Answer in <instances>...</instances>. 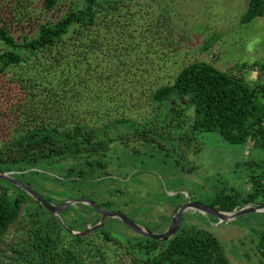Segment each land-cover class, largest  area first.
Listing matches in <instances>:
<instances>
[{
    "label": "trees",
    "instance_id": "1",
    "mask_svg": "<svg viewBox=\"0 0 264 264\" xmlns=\"http://www.w3.org/2000/svg\"><path fill=\"white\" fill-rule=\"evenodd\" d=\"M30 1L0 0V171L12 172L29 187L42 178L74 191L85 184H100L105 178L101 173L108 174L110 144L130 138L149 145L158 138L190 143L196 132H217L230 144L264 151V81L249 82L244 76L248 69L261 73L264 63L236 62L223 71L209 62H188L171 82L147 89L154 111L165 110V114L150 117L149 108L148 116L137 120L113 117L120 91L105 85L97 57L113 53L115 57L117 52L128 56L139 43L147 48L146 55H160L158 47H170L161 36L164 22L151 14L157 0H41L39 8ZM143 4L150 7V17ZM257 16H264V0H247L241 23ZM111 72L110 63L106 81ZM189 109L193 112L190 128L179 139L174 129L183 125ZM161 115L170 118L158 125ZM119 128L128 131L109 135ZM246 165L249 189L241 192L223 183L210 207L230 212L264 202V162ZM41 167L61 174L40 172ZM44 198L53 202L48 195ZM29 201L36 207L26 216L31 224L27 264H104L106 259V264H112L119 254V264L125 260L129 264H230L222 243L208 229L186 224L184 213L177 232L165 241L138 235L123 243L104 228L71 235L21 188L1 179L0 240ZM109 203L97 205L108 208ZM69 208L59 215L72 230H84L99 220L91 215V207L79 219L69 213L67 220ZM96 234L112 243L111 250L92 241ZM255 248L259 263L264 264V231L257 235ZM108 254L115 256L109 259Z\"/></svg>",
    "mask_w": 264,
    "mask_h": 264
},
{
    "label": "rangeland",
    "instance_id": "2",
    "mask_svg": "<svg viewBox=\"0 0 264 264\" xmlns=\"http://www.w3.org/2000/svg\"><path fill=\"white\" fill-rule=\"evenodd\" d=\"M30 2L37 8L41 4V0ZM146 4L143 7L148 10L146 16L150 17V7ZM153 7L152 16L160 18L165 24L161 36L167 38L171 51L178 50L169 53L168 48L158 47L156 50L160 55H146L144 52L147 48L139 43L128 56L117 52L118 56L115 57H112L114 53L97 57L98 68H104L100 74L106 83L102 84L120 91L115 97L117 110L110 114L113 117L137 120L146 116L149 108L150 117L155 113L163 114L165 110L155 112L153 102H148L147 89L171 82L178 70L188 62H209L223 71L236 62L264 63V16L241 23L247 0H157ZM208 42L211 45L204 50L203 46ZM158 56H162L161 61H157ZM110 63L112 72L107 76L111 77L106 81L105 74ZM159 65L161 71H158ZM135 66L144 71L136 70ZM244 76L249 82L258 79L264 81V71L258 74V71L248 69ZM106 105L112 109V105ZM191 110L186 112L183 125L181 123L174 129L179 139L180 134L190 128L193 117ZM161 116L158 117L162 120L158 125L170 118L168 115ZM177 121H181V118ZM126 131L128 129L119 128L109 135L113 137ZM186 141L173 142L169 138L163 141L158 138L149 145L130 138L121 143L112 142L106 155L108 166L105 171L108 174L101 173L105 178L100 184H85L79 190L72 191L66 190L64 185L39 178L40 183H33L31 188L43 197L50 196L53 204L62 199L81 197H87L96 204L108 201L110 203L105 209L118 211L147 230L159 232L169 224L176 206L186 200L208 205L223 183L238 191H247L246 164L254 160L264 162V151L259 147L230 144L217 132H196L190 143ZM158 142L164 149L159 147ZM37 170L55 176L61 174L52 168L41 167ZM39 175L43 176L41 173ZM29 178V175L25 177L26 180ZM35 207V203L29 201L17 222L6 230L0 240V264H27L25 260L29 255L31 224L26 216ZM68 211L65 219L70 218L68 214L71 212L79 219L85 216L84 212L90 211V207L78 202L71 205ZM184 214L186 224H195L212 232L222 243L230 264H260L255 243L257 235L264 231V213H245L228 222L216 221L213 216L194 209H187ZM102 228L123 243L138 236L115 218H106ZM92 241L111 250L112 243L106 242L98 234ZM119 255L108 254L107 258L113 259L115 256L112 264H119ZM124 264L129 263L125 260Z\"/></svg>",
    "mask_w": 264,
    "mask_h": 264
},
{
    "label": "water",
    "instance_id": "3",
    "mask_svg": "<svg viewBox=\"0 0 264 264\" xmlns=\"http://www.w3.org/2000/svg\"><path fill=\"white\" fill-rule=\"evenodd\" d=\"M0 179L21 188L31 198L36 200L45 210H47V212H49V214L52 217H54L69 234L78 235V236H83L92 230L102 228L104 224V220L106 218H115L118 221H120L126 228H128L129 230L133 231L134 233L140 236H144L158 241H165L171 238L177 232V230L180 227L181 216L187 209H194L207 216L208 215L213 216L219 222L231 221L236 217L245 213H260V214L264 213V202L249 203L242 206L239 209H235L233 211L227 212V211L218 210L217 208H213L210 207L209 205H204L199 202H192L190 200H186L180 203L178 206H176V210L174 214L170 216L169 224L162 231L152 232L136 224L124 214L118 211L102 208L88 198L68 199V200H64L60 204H53L51 202H48L41 194L33 190L31 187L19 181L18 179L14 178L12 176V172L0 171ZM78 202L89 205L94 210L92 214H96L99 216L98 223L92 226L87 225L84 230H80V231L72 230L68 228L66 224L63 222V220L60 219L61 217L59 215L60 212H62L65 208Z\"/></svg>",
    "mask_w": 264,
    "mask_h": 264
},
{
    "label": "flooded vegetation",
    "instance_id": "4",
    "mask_svg": "<svg viewBox=\"0 0 264 264\" xmlns=\"http://www.w3.org/2000/svg\"><path fill=\"white\" fill-rule=\"evenodd\" d=\"M170 221V220H169Z\"/></svg>",
    "mask_w": 264,
    "mask_h": 264
}]
</instances>
